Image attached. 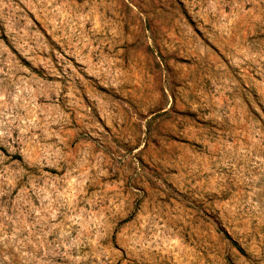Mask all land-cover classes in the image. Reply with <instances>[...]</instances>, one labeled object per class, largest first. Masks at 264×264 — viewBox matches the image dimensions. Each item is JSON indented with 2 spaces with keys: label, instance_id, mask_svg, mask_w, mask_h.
<instances>
[{
  "label": "rangeland",
  "instance_id": "rangeland-1",
  "mask_svg": "<svg viewBox=\"0 0 264 264\" xmlns=\"http://www.w3.org/2000/svg\"><path fill=\"white\" fill-rule=\"evenodd\" d=\"M0 264H264V0H0Z\"/></svg>",
  "mask_w": 264,
  "mask_h": 264
},
{
  "label": "trees",
  "instance_id": "trees-1",
  "mask_svg": "<svg viewBox=\"0 0 264 264\" xmlns=\"http://www.w3.org/2000/svg\"><path fill=\"white\" fill-rule=\"evenodd\" d=\"M225 235H226V237H227L228 239L232 240L231 237H230L228 234H225ZM233 243H234V245H236L237 247H239L235 242H233Z\"/></svg>",
  "mask_w": 264,
  "mask_h": 264
}]
</instances>
